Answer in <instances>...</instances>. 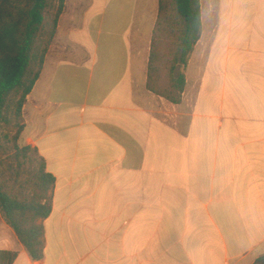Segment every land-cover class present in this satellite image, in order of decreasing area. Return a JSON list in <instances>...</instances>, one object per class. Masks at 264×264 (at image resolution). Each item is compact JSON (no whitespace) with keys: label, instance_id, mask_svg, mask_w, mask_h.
<instances>
[{"label":"crops","instance_id":"1","mask_svg":"<svg viewBox=\"0 0 264 264\" xmlns=\"http://www.w3.org/2000/svg\"><path fill=\"white\" fill-rule=\"evenodd\" d=\"M84 11L65 22L64 49H50L23 109L20 145L56 179L44 259L32 261L1 210L0 252L17 253L13 264H254L264 255V0H201L186 78L195 59L197 75L179 106L147 90L159 0H89ZM148 22L142 54L135 31Z\"/></svg>","mask_w":264,"mask_h":264},{"label":"trees","instance_id":"2","mask_svg":"<svg viewBox=\"0 0 264 264\" xmlns=\"http://www.w3.org/2000/svg\"><path fill=\"white\" fill-rule=\"evenodd\" d=\"M65 7L66 0H0V139L13 144L14 163L20 168L16 177L6 178L7 168L0 161V210L34 262L44 259L43 221L52 214L50 194L56 179L38 150L19 141L25 130L24 106L40 79ZM202 32L201 0H159L149 92L173 105L182 104L186 69ZM29 158L32 167L22 181L20 171ZM17 256L0 252V264H13ZM254 264H264V256Z\"/></svg>","mask_w":264,"mask_h":264},{"label":"rangeland","instance_id":"3","mask_svg":"<svg viewBox=\"0 0 264 264\" xmlns=\"http://www.w3.org/2000/svg\"><path fill=\"white\" fill-rule=\"evenodd\" d=\"M88 2H89V0H66V13H65L64 19L62 21V27H61V30L59 32V36H58L57 40L54 42L53 47L51 48V52H50L51 57H54L56 54L61 53V51L64 49V46H65V39H64V37H65V22L68 20V18L73 16V14L75 12H76L77 17H78V15H79V17L84 16V14H85L84 12H86L84 10L87 8ZM205 2H206V5H208V2H211V4H213L214 0H205ZM212 6L213 5H211V8H212ZM206 8L208 10V6ZM140 9H141V11L144 10V8L142 6L140 7ZM146 12H147V9H146ZM80 13L82 15H80ZM53 15H54V13L51 15V17H53ZM146 15L147 14L143 13V15H141V17L138 16L137 18L139 21L146 22V21H148V18H147L148 15L147 16ZM211 18H212V20H214L213 16ZM154 24H155V22H153V23L151 22L150 24L148 22V23H145L143 27L140 28L138 26L136 28L135 32H137L138 34H142V36L144 37L143 38L144 40H142V41L147 42L145 44H142V43L140 44V46L137 49L139 53L143 54L146 52V50H148L150 48L148 40H149V37L151 36V30L153 29ZM205 26H206V31H208L207 28L209 27V25H207L206 21H205ZM196 62L197 61L195 59L187 71V79L190 82V87L193 86L194 81L196 79V75H197ZM192 101H193V97L190 99V102L188 104L189 105L188 108H186V112H185L186 115L189 114V112H190ZM161 106L163 107V110H165L169 114L176 115L178 113V110L176 108H166L165 104L157 105L156 106L157 108L155 110L158 111L159 108H162ZM19 143H20V141H19ZM29 160H30V158L25 161L26 165L23 168V170L20 171V173H21L20 178L22 181L26 180L29 176V174L27 172L29 171L30 167H32ZM0 161L2 163H4L5 168H7L8 175L6 176V178H9L10 175H12L14 177L17 176V173H19L18 171L20 170V168L18 167V164L14 163L13 144L11 142H7L3 136L0 139ZM34 166L37 167V165H34ZM263 249H261L259 251V253L264 252ZM263 256H261V257H263Z\"/></svg>","mask_w":264,"mask_h":264}]
</instances>
